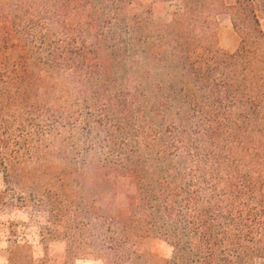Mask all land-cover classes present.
<instances>
[{
    "label": "trees",
    "instance_id": "16d2710c",
    "mask_svg": "<svg viewBox=\"0 0 264 264\" xmlns=\"http://www.w3.org/2000/svg\"><path fill=\"white\" fill-rule=\"evenodd\" d=\"M0 173L7 264H264L258 3L0 0Z\"/></svg>",
    "mask_w": 264,
    "mask_h": 264
},
{
    "label": "rangeland",
    "instance_id": "374dc122",
    "mask_svg": "<svg viewBox=\"0 0 264 264\" xmlns=\"http://www.w3.org/2000/svg\"><path fill=\"white\" fill-rule=\"evenodd\" d=\"M259 5L261 23L264 29V0H255ZM179 3L165 2L156 15V19L170 21L172 13L178 8ZM240 43L239 37L234 32L229 20L222 22L219 46L229 52H234ZM4 183L2 174L0 173V190H3ZM11 222L15 223L17 237L21 242H26L32 246V253L35 259H40L43 256V247L39 238V229L28 224L26 215L20 211L7 212L0 218V264H7L5 250L7 241L10 237L9 227ZM147 248L153 253L168 258L171 255V248L163 241L153 239L147 243ZM50 251L54 255H60L64 251V247L60 243H52ZM76 264H101L100 262H90L79 260Z\"/></svg>",
    "mask_w": 264,
    "mask_h": 264
}]
</instances>
